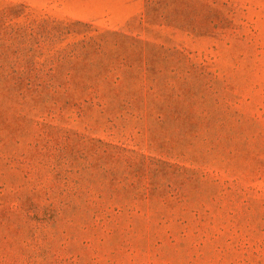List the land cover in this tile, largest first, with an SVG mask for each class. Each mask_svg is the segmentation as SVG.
I'll return each mask as SVG.
<instances>
[{"label":"rangeland","instance_id":"1","mask_svg":"<svg viewBox=\"0 0 264 264\" xmlns=\"http://www.w3.org/2000/svg\"><path fill=\"white\" fill-rule=\"evenodd\" d=\"M0 264H264V0H0Z\"/></svg>","mask_w":264,"mask_h":264}]
</instances>
